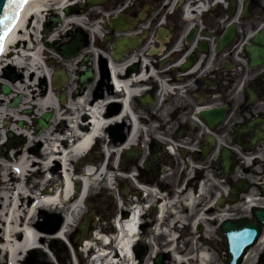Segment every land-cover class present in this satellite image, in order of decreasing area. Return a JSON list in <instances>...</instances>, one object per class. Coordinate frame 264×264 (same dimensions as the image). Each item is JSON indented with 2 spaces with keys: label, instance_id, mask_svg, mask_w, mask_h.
Masks as SVG:
<instances>
[{
  "label": "flooded vegetation",
  "instance_id": "obj_1",
  "mask_svg": "<svg viewBox=\"0 0 264 264\" xmlns=\"http://www.w3.org/2000/svg\"><path fill=\"white\" fill-rule=\"evenodd\" d=\"M71 3L68 14L50 10L45 15L47 26L53 27L45 37L51 38L46 45L59 57L61 67L51 61L57 66L51 69L50 81L40 84L32 78L29 89L49 85L56 104L63 107L85 93L93 102L99 100L104 118L119 119L105 134L114 146L129 141L135 126L139 132L119 155L120 169L112 188L99 187L102 192L97 197L90 193L76 220L73 214L74 222L65 230L69 246L60 242L58 253L64 250L68 264H80V258L81 264H89L97 256L93 246L83 245L99 234L109 238L103 245L104 258L116 257L117 223L129 221L134 213L137 231L132 252L137 264H155L159 256L165 264L171 259V249L193 252L196 242L212 250L218 241L209 234L212 231L221 238L226 221L255 225L262 238L264 228L253 215L264 210V0ZM97 6V40L90 26L84 30L73 22L65 24L72 17H85L87 8ZM58 17L61 22H49ZM85 18L88 23L93 16ZM74 40L78 47L65 58V47ZM95 48L96 58L90 53ZM16 78L11 71L0 76L11 85L19 79L22 88L28 89L24 70ZM27 96L14 97L27 101ZM5 97L0 89V99ZM9 98L6 108L13 100ZM41 116L33 121L32 130ZM224 156L231 162L227 173ZM89 157L84 161H90ZM181 186L193 187L203 205L211 203L204 207L212 208L206 222L194 224L188 206L178 205ZM251 200L255 203L247 205ZM170 204L173 218L166 212ZM177 211L184 219L172 223ZM218 212L227 217L219 220L222 214ZM42 216V232L55 237L63 214L46 210ZM168 234L175 236L173 243ZM0 264H8L1 252Z\"/></svg>",
  "mask_w": 264,
  "mask_h": 264
},
{
  "label": "bare ground",
  "instance_id": "obj_2",
  "mask_svg": "<svg viewBox=\"0 0 264 264\" xmlns=\"http://www.w3.org/2000/svg\"><path fill=\"white\" fill-rule=\"evenodd\" d=\"M61 2L62 0L42 10L41 20H39V14L31 16V11L24 14L26 39L16 45L17 49H22V54L15 58V65L16 68L18 67V69L25 71L26 79L28 81L30 78L40 82V84L45 81L47 83L50 81L49 77H51V69L49 65L51 61L47 62L46 60V56L49 55V52L45 46L41 45V41L44 39V36L41 34L42 22L47 11L54 10L61 12L70 4L71 0H67L64 8H60ZM81 2H83V0H79V3ZM95 13L98 15L99 9H96ZM70 22L82 27L85 20L81 16H75L72 17L71 20L68 19L65 24L68 25ZM89 26L95 40H97V36L99 35L98 24L93 20ZM50 40L51 38H48V42ZM8 52L9 50L7 53ZM90 53L93 54L95 58L97 57L96 49L90 50ZM3 57L5 56H0V65L5 62ZM1 82L7 83L14 93L10 96L9 100L13 98L15 94L20 93H29L31 100L28 102L24 101L21 108L11 110L4 107V102H7L6 97L5 99L1 98L0 122L2 119H9L10 121H14L17 125L19 122H24L31 126L32 123L30 118L20 115L22 110L29 109L30 106V108L35 109V113L40 116L51 110L54 114L52 124L54 125V123H56L59 127L56 130H53L52 127L45 130L40 135L35 134L31 130L20 128L19 126L8 127L9 132H13L26 138V140H28V144L26 149H13L8 158H4L0 161V227L3 229L2 235L0 234V252L4 257L6 256L8 264H22V256L36 248L38 245V238L40 236L44 237L43 234H41L44 228L40 225L39 214L46 212L49 207H59V205L64 201L67 206L72 205L71 208L73 209V213H76L74 220H76L77 218L75 217L83 211V197L85 196L86 191L84 194L81 193L83 188L75 184V193H73V179L71 178L70 173L71 166L79 160L83 161V159L91 151L89 149L94 142V138L98 136H106L105 134L108 130L111 129L116 121H119V119L104 118L102 114V103L99 100L95 102L90 100V95L88 93H85L77 99H72L69 104L63 107L62 105L56 104V99L50 91L49 85L44 88L42 86L37 87L36 84L34 86L35 88L33 87L31 90L28 88V90L17 85H11L6 81ZM25 90H27V92ZM26 105H28V107H26ZM90 119H92V125L89 123ZM36 121L37 120H35V122ZM138 132L139 130L135 126L133 136L129 139V141L126 143L116 144V146H114V144L107 147L106 152L110 159L109 165L106 168L104 166L106 161L105 158L101 167H98V169L95 168L92 170V168L88 166V164L92 161H83L86 165L76 169L82 172L86 170V174L82 177V179L86 185L88 184V186H86L88 195L87 198H89L92 191L98 190L103 182H105L107 186L113 184L112 175L117 173L120 169V166L118 167L119 155L124 153L127 148L133 144ZM63 136L66 138L79 137L80 139L70 148V150L64 152L68 145L64 144ZM1 140L3 141L2 143H4L6 139L5 137H1L0 134V141ZM60 141H62L63 156L55 158V152L58 151L59 147L57 142L59 143ZM11 145L16 147L18 144L12 143ZM56 167L60 170V172L62 171V176L61 174L58 175V173L53 176L52 181L45 180L44 183H41L42 181L36 182V184H34V186L30 189V192L33 194L31 197L27 196V192L24 187H21L20 185L15 186L16 183H20V177H18L17 174L26 180L28 173L33 168H36L37 172L43 176L45 170H48L53 174ZM124 170H127V166H124ZM188 176H190V174ZM57 177H60L61 183L55 187L56 189L54 192L51 193L47 187L40 191L42 184L47 183L54 185L58 179ZM127 179H130V177H127ZM191 181L192 179L190 178L189 182ZM122 188L125 189L126 193H129L130 190L128 186L124 185L123 181ZM180 188L182 190L176 196L178 205L188 206V209L195 217L194 224L201 223L202 221L206 222V213L212 208L205 210L204 207L209 204L211 205V203L209 202L206 205H203L199 200L200 197L198 198V196H196L193 192V187L181 186ZM34 190L39 191V193L34 192ZM204 191L205 188L202 186L201 194L204 195ZM14 192L16 193L13 197L11 196V193ZM23 198L28 200L32 205L29 206L27 203L20 204L19 201H23ZM250 203L252 205L255 201L251 200L247 203V205ZM171 207L172 205L170 204L166 208V212L168 215L170 214V218H173V215L169 212ZM222 212H218L219 214H222L218 216L219 220H223L227 217V214H223ZM175 213V219L171 222H181L184 219L183 215H181L180 211ZM161 214H163V211ZM67 216H69V214ZM73 222V218L68 219L67 217H64L62 227L56 234L59 239H63V235L65 236V230L68 229ZM117 224L119 228V235L118 237H115V243L119 254H116V257L114 258L112 256L107 258L102 257L101 254H104L103 245L109 241V238L97 234L93 242L85 243L83 245V248L93 246L97 253L95 260L90 261L89 264H114L117 262L137 264L134 257L135 255L132 252V246L136 237L135 232L137 231V213H134L129 221L121 220ZM168 237L171 239V243L175 241L174 235L168 234ZM204 242L209 241L204 240ZM263 245L264 235L256 247L249 251L243 264H247L254 249L262 247ZM197 248L199 251V255L197 256L198 262L200 264H209L212 258L211 251L205 246H198V244ZM170 252L174 255L178 264H191L190 261H185L178 257L174 252V249H171ZM115 258L120 259L118 261H114ZM82 262L83 259L80 258V264Z\"/></svg>",
  "mask_w": 264,
  "mask_h": 264
},
{
  "label": "water",
  "instance_id": "obj_3",
  "mask_svg": "<svg viewBox=\"0 0 264 264\" xmlns=\"http://www.w3.org/2000/svg\"><path fill=\"white\" fill-rule=\"evenodd\" d=\"M60 0H27L26 4L20 5L18 8L16 6V17L11 25L3 28L0 32V48L2 53L0 56H5L7 51L10 49V46L17 41L18 43L22 42L26 39L25 35V22H24V14L31 11V16L39 14V20H41V11L46 9L47 7L53 5L54 3ZM67 0H62L60 8H64ZM11 6L10 0H0V26L6 25V21L3 18V13L6 12V8ZM68 9H66L67 12ZM53 23L61 22V19L58 17L56 19L51 20ZM43 32L44 35L50 34L52 28L46 29ZM77 40H80L79 38ZM17 43V44H18ZM78 47V41H74L65 47L64 56L65 58L71 57V51ZM91 73H85L84 76L81 77L80 82H83L86 78H88ZM2 93L5 95H9L11 93V89L7 85L1 86ZM20 97L15 98L11 104L8 105L9 108H17L20 103ZM52 117V113H45L42 117L38 120V134L43 132V129H48L50 127V119ZM20 127H23V123H19ZM29 128V127H28ZM8 138L10 139V146L11 144H18L19 142L13 139V135L9 134ZM11 147H9V150ZM224 164L223 168L224 171L227 173L230 166V161L228 157H223ZM254 218L256 221L261 225L264 226V210H258L254 212ZM259 229L257 226L252 224H245L242 221L233 222V221H226L223 223L221 227V234L223 236L225 242V249L227 252L228 260L226 264H242L243 258L247 254V251L254 246L259 238ZM264 260V254L261 257ZM155 264H162L161 256H159Z\"/></svg>",
  "mask_w": 264,
  "mask_h": 264
},
{
  "label": "rangeland",
  "instance_id": "obj_4",
  "mask_svg": "<svg viewBox=\"0 0 264 264\" xmlns=\"http://www.w3.org/2000/svg\"><path fill=\"white\" fill-rule=\"evenodd\" d=\"M86 3L84 2L82 5H85ZM96 9H99V14L98 15H100V7L99 6H97V7H93L91 10H89L88 8L86 9V11L88 12L86 15H84L85 17H91V16H93V19L94 18H98L97 17V15H96V13H95V10ZM95 16V17H94ZM90 20H92V19H90ZM98 20V19H97ZM86 23H87V21H85ZM88 24V23H87ZM46 40L47 39H42V41H41V45H43V46H45V43H46ZM46 47V46H45ZM47 49H48V52H49V55H47L46 56V60H47V62H50V61H53V62H55V63H59V67H61L60 65V59H59V57L54 53V50L53 49H51V48H48V47H46ZM96 49V48H95ZM55 63H52V64H50L49 65V67H50V69H54L57 65L55 64ZM73 68V67H72ZM6 71H11L12 73H15V77H17L16 79H18V77H19V74H20V72L22 71V70H20V69H18V68H16V67H11V68H9V67H6V66H0V76H2L3 75V72H6ZM2 78V77H1ZM1 81L3 80V79H0ZM30 80H31V82H32V78H30ZM34 80V79H33ZM26 83L24 84L25 86H27L28 88H30V81H28L27 79H26ZM35 81V80H34ZM34 81H33V83H34ZM21 81H19V79H18V81L15 83V85H17V86H19V87H23L22 85V83H20ZM32 85V84H31ZM31 100V97H28V100H27V102L28 101H30ZM32 106V105H31ZM26 107H28V105H26ZM5 108H6V106H5ZM28 110H30L31 111V114L30 115H26V117H28V118H30V120H31V123H32V125H33V121L35 120V118H37L38 116H39V114L37 115L36 113H35V109H32V108H30V106H29V109ZM20 115H21V113H20ZM23 116H25V115H23ZM31 125V126H32ZM12 126H18L17 124H15V122L14 121H10L9 119H2L1 120V122H0V134H1V137H5V139L7 140V135H8V133H9V131H8V127H12ZM58 127V124H56V123H54V125H53V130H55L56 128ZM21 128V127H20ZM25 128V127H24ZM27 130V129H26ZM33 132H35L34 130H33ZM36 133V132H35ZM14 135H15V137L16 138H18L19 140H20V144H19V147H18V149H26V146H27V144H28V140H26V138H24V137H22V136H20V135H17V134H15V133H13ZM107 134V133H106ZM3 141L1 140L0 141V161L2 160V159H4L3 157H2V152L3 153H6V151H7V147H6V145H7V142H5L4 141V143H2ZM113 145V143L111 144V146ZM100 156V155H99ZM123 156V155H122ZM86 157H89V156H86ZM90 158V160L92 161V162H94V163H98V164H101L102 162H103V160H101V159H99V157L98 156H96L95 155V153L92 155L91 154V156L89 157ZM87 159V158H86ZM89 160V159H88ZM75 165H77V166H79V167H82V162L81 161H77L76 162V164ZM33 169H35L36 170V168H33ZM184 171H186V169L184 170ZM82 171H79V173H81ZM51 173V172H50ZM55 173V174H54ZM54 173L51 175L52 176V178H53V176L54 175H57L58 173V175H60V170L56 167L55 168V171H54ZM0 174H1V169H0ZM127 174V173H126ZM73 175V174H72ZM44 177H45V175L44 176H42L40 173H35L34 172V175L32 176V178H31V183H30V185H33L34 186V184H36V182H40V181H42L41 183H44ZM58 179V182H57V180H56V184L58 185V184H60L61 183V180H60V177H57ZM55 183V182H54ZM52 184H42V186L40 187V190L41 189H44L45 188V186L46 187H49V186H51ZM128 185H129V183H128ZM102 187L104 186L103 184L101 185ZM52 188H54V186L52 185L51 186ZM30 188L31 187H29V185H28V189L30 190ZM36 192H38V191H36ZM102 191H100L99 189L98 190H96V191H93V192H91V196H95V197H97L98 195H99V193H101ZM114 201V200H113ZM39 218H40V223L42 224V223H44L45 221V219H44V216H42V213L41 214H39ZM3 230V229H2ZM2 235V234H1ZM210 237L212 238V239H216L217 241H218V244L216 245L215 244V247L214 248H212V250H210L211 251V254H212V258H211V260H210V262H209V264H225V260L227 259V254H226V252H225V249H224V247H223V240H222V238H220V236H217V235H215L214 234V232H210ZM60 242L61 241H54V240H51V239H47L46 241H43L42 242V244H43V248L45 249V250H50V252L53 254V255H55V257L57 258V261L55 262V260L54 259H52L51 258V256L49 255V254H47L46 252H44V251H34V252H30V253H28V255L25 257V259H24V261L22 262V264H68L69 262H68V260H67V254L66 253H64L63 251H61L60 252V254L58 253V247L61 245L60 244ZM200 243V242H199ZM198 243V244H199ZM213 243H215L214 241H213ZM201 244V243H200ZM199 244V245H200ZM198 245V246H199ZM203 246V245H202ZM52 247V248H51ZM207 248V247H206ZM255 248V247H254ZM208 249V248H207ZM253 249V248H252ZM251 249V250H252ZM250 250V251H251ZM264 252V245L262 246V247H259V248H256V249H254L253 251H252V254H251V256H250V258H249V260H248V262H247V264H258L259 263V256L262 254ZM56 254H58L57 256H56ZM176 255L178 256V257H180V258H182L183 260H185V261H190V263L191 264H200L199 262H198V255H199V251H198V248H197V244L195 245V248L193 249V252L192 251H185V252H176ZM173 258V259H172ZM34 260V262H33V260ZM191 259H192V261H191ZM194 259V260H193ZM32 260V261H31ZM67 262V263H66ZM153 264V263H152ZM165 264H178V262L175 260V258H174V255L172 254L171 255V259H170V261L169 262H167V263H165ZM263 264H264V262H263Z\"/></svg>",
  "mask_w": 264,
  "mask_h": 264
},
{
  "label": "snow or ice",
  "instance_id": "obj_5",
  "mask_svg": "<svg viewBox=\"0 0 264 264\" xmlns=\"http://www.w3.org/2000/svg\"><path fill=\"white\" fill-rule=\"evenodd\" d=\"M10 3H15L16 6L19 8L20 5L26 4L27 3V0H10Z\"/></svg>",
  "mask_w": 264,
  "mask_h": 264
}]
</instances>
